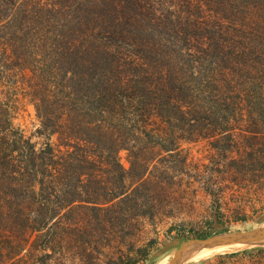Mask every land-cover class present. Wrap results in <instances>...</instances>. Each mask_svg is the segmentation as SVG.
<instances>
[{"label": "rangeland", "instance_id": "374dc122", "mask_svg": "<svg viewBox=\"0 0 264 264\" xmlns=\"http://www.w3.org/2000/svg\"><path fill=\"white\" fill-rule=\"evenodd\" d=\"M9 5L11 11L22 8L31 12L30 19L36 27H66L69 31L63 29L61 39L69 44L80 41L76 28L88 25L105 47L127 61L145 56L170 58L127 40L123 34L127 27H142L144 31L138 37L150 42L159 38L171 45V49H165L177 56L179 53L181 61H188L202 54L193 38L191 27L195 23L211 20L213 24L236 26L243 36H236L234 42L251 51L247 60L253 68L250 77L264 86V7H243L239 1L227 0H16ZM188 29L191 33L185 37L183 30ZM28 41L19 48L28 51L26 57L15 56L16 68L6 71L0 64L1 74L5 75L0 81V95L3 89L9 91L13 128L41 145L44 136L36 134L40 119L34 103L24 95L18 63H27V78L37 82L39 50L47 42L38 35ZM220 42L225 39L220 37ZM2 58L0 54L1 63ZM207 70L203 72L202 85L211 88L218 80ZM8 71L13 74L11 77L7 76ZM197 82L194 86L199 88L201 84ZM255 102L244 110L251 111L250 118L238 116L223 122V118L211 117L210 111L205 113L202 125L209 133L207 137L180 138L179 129L190 126L187 122L179 126L172 138L162 134L158 139L159 147L169 146L171 150L157 148L152 157V150L144 148L140 160L151 162L147 175L159 180L143 187L138 199L124 205L128 214L123 216L92 218L84 220V225L70 226L67 217L43 218L36 211L43 206V199L35 198L28 185L0 188V264H112L119 260L126 264H153L162 256L170 255V260L190 238L261 225L264 98ZM51 140L57 142V136ZM150 144L148 139L142 143L145 147ZM119 156L129 167L130 150L122 149Z\"/></svg>", "mask_w": 264, "mask_h": 264}, {"label": "trees", "instance_id": "16d2710c", "mask_svg": "<svg viewBox=\"0 0 264 264\" xmlns=\"http://www.w3.org/2000/svg\"><path fill=\"white\" fill-rule=\"evenodd\" d=\"M237 1L243 7H264V0H227ZM11 2L14 5L16 0H0V64L12 71L15 58L28 53L19 48L34 35L46 40L45 48L39 50L37 82L27 78V63H18L24 95L34 103L40 119L36 134L45 140L39 145L32 136L13 128L9 91L3 89L0 188L28 185L35 198L43 199V206L36 210L43 218L67 217L70 226H75L92 218L128 214L124 205L138 199L143 187L159 180L147 175L151 162L140 160L144 148L152 150V157L157 148L171 150L159 147L158 139L162 134L173 137L187 122L190 126L179 129L180 138L207 137L202 125L205 113L210 111L211 117L223 118V122L238 116L250 118L253 115L250 110L245 113V108L264 98L263 84L250 77L253 68L247 60L251 51L234 42L236 36H243L236 26L211 20L195 23L193 38L202 54L188 61L165 49L171 45L159 38L150 42L138 37L142 27H127L123 31L127 40L170 57L127 61L105 47L88 25L78 26L80 41L69 44L61 39L63 29H69L48 24L36 27L31 12L22 8L11 11ZM184 30L187 37L191 32ZM206 68L218 80L211 88L202 85ZM11 75L8 71L7 76ZM4 77L0 70V81ZM195 82L201 87L196 88ZM54 135L55 143L51 140ZM144 139L151 142L148 147L142 145ZM124 148L130 150L129 167L119 156Z\"/></svg>", "mask_w": 264, "mask_h": 264}, {"label": "water", "instance_id": "95a60500", "mask_svg": "<svg viewBox=\"0 0 264 264\" xmlns=\"http://www.w3.org/2000/svg\"><path fill=\"white\" fill-rule=\"evenodd\" d=\"M228 242H244L252 246L264 245V225L246 230H224L206 237L190 238L175 251L170 264H184L201 249Z\"/></svg>", "mask_w": 264, "mask_h": 264}, {"label": "crops", "instance_id": "0c3cea01", "mask_svg": "<svg viewBox=\"0 0 264 264\" xmlns=\"http://www.w3.org/2000/svg\"><path fill=\"white\" fill-rule=\"evenodd\" d=\"M192 264H264V245L240 247L219 252Z\"/></svg>", "mask_w": 264, "mask_h": 264}, {"label": "bare ground", "instance_id": "6f19581e", "mask_svg": "<svg viewBox=\"0 0 264 264\" xmlns=\"http://www.w3.org/2000/svg\"><path fill=\"white\" fill-rule=\"evenodd\" d=\"M262 224L264 225V222ZM247 246H252V245L249 244V243H244V242L243 243L228 242V243L217 244V245H213L211 247H206V248L201 249L200 251L195 253L190 258V260H200V259L212 256V255H214L216 253H219V252L230 251V250H233V249H237V248H240V247H247ZM172 257H171V259H172ZM169 258H170V255H167L165 257L162 256V258H160L159 260L155 261L153 264H170L171 259L169 260Z\"/></svg>", "mask_w": 264, "mask_h": 264}]
</instances>
